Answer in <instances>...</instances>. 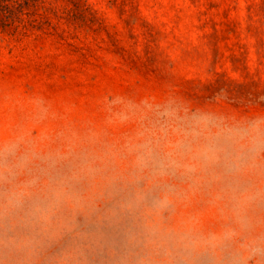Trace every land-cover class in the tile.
Instances as JSON below:
<instances>
[{"label":"rangeland","instance_id":"obj_1","mask_svg":"<svg viewBox=\"0 0 264 264\" xmlns=\"http://www.w3.org/2000/svg\"><path fill=\"white\" fill-rule=\"evenodd\" d=\"M0 264H264V0L0 21Z\"/></svg>","mask_w":264,"mask_h":264},{"label":"trees","instance_id":"obj_2","mask_svg":"<svg viewBox=\"0 0 264 264\" xmlns=\"http://www.w3.org/2000/svg\"><path fill=\"white\" fill-rule=\"evenodd\" d=\"M37 0H0V21L3 25L15 23L26 14V6Z\"/></svg>","mask_w":264,"mask_h":264}]
</instances>
